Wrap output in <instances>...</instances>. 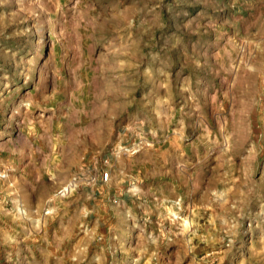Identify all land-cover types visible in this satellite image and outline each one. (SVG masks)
Wrapping results in <instances>:
<instances>
[{
    "label": "rangeland",
    "instance_id": "rangeland-1",
    "mask_svg": "<svg viewBox=\"0 0 264 264\" xmlns=\"http://www.w3.org/2000/svg\"><path fill=\"white\" fill-rule=\"evenodd\" d=\"M0 264H264V0H0Z\"/></svg>",
    "mask_w": 264,
    "mask_h": 264
},
{
    "label": "built area",
    "instance_id": "built-area-1",
    "mask_svg": "<svg viewBox=\"0 0 264 264\" xmlns=\"http://www.w3.org/2000/svg\"><path fill=\"white\" fill-rule=\"evenodd\" d=\"M109 177L108 171L104 170L99 173V178L104 181Z\"/></svg>",
    "mask_w": 264,
    "mask_h": 264
},
{
    "label": "crops",
    "instance_id": "crops-1",
    "mask_svg": "<svg viewBox=\"0 0 264 264\" xmlns=\"http://www.w3.org/2000/svg\"><path fill=\"white\" fill-rule=\"evenodd\" d=\"M108 179V178H107Z\"/></svg>",
    "mask_w": 264,
    "mask_h": 264
}]
</instances>
